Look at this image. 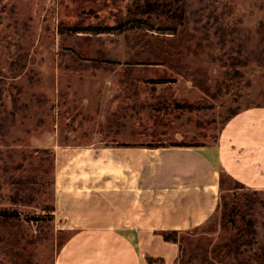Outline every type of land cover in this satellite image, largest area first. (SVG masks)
<instances>
[{
	"label": "rangeland",
	"instance_id": "374dc122",
	"mask_svg": "<svg viewBox=\"0 0 264 264\" xmlns=\"http://www.w3.org/2000/svg\"><path fill=\"white\" fill-rule=\"evenodd\" d=\"M146 3L157 12L140 16ZM164 10L182 19L176 34L86 32L140 17L175 25ZM261 26L264 0H0V216L13 215L0 217V264H54L71 235L56 223L43 142L56 123L60 138L80 122L119 144L214 145L234 112L264 107ZM28 176L33 202L14 203L12 183ZM191 235L223 246L224 263L264 264V189L222 174L218 211Z\"/></svg>",
	"mask_w": 264,
	"mask_h": 264
},
{
	"label": "crops",
	"instance_id": "0c3cea01",
	"mask_svg": "<svg viewBox=\"0 0 264 264\" xmlns=\"http://www.w3.org/2000/svg\"><path fill=\"white\" fill-rule=\"evenodd\" d=\"M75 124L60 138L56 123L43 140L56 157V223L71 233L54 264H228L218 242L206 245L205 260L181 262L180 246L162 233L206 226L224 173L264 189V107L241 110L205 146L119 144Z\"/></svg>",
	"mask_w": 264,
	"mask_h": 264
},
{
	"label": "trees",
	"instance_id": "16d2710c",
	"mask_svg": "<svg viewBox=\"0 0 264 264\" xmlns=\"http://www.w3.org/2000/svg\"><path fill=\"white\" fill-rule=\"evenodd\" d=\"M158 2V1H157ZM166 6V5H164ZM163 6V8H165ZM137 12L139 13V15L144 16L147 15L149 13H154L157 12L156 10H153V7L149 5V3H146L145 5H142L141 7H139L137 9ZM162 14H165L168 21L172 23L176 22L175 25H169V26H158L156 27L154 24L150 23L147 19H142L140 18H134L131 19V21L129 20V26L128 25H124V26H118V27H108V28H93V29H88V31L86 32H93L95 34H102V33H114V32H118L121 33L125 30H127V28L132 29V28H139V29H146L149 31H157L163 35H167V34H176V32L178 31V26H180V24H182V19L177 17L176 15L173 16H169V12L164 10L163 12H161ZM151 16V15H150ZM128 26V27H127ZM157 29V30H156ZM81 32V31H80ZM258 36L260 39V43L264 46V26L259 27L258 29ZM151 83H163V80H150ZM157 100L160 101V103L163 104V106L166 104V98L164 97H157ZM183 105V107L185 109H187L189 112H193V111H200L201 109V103H196V104H191L187 101H183V103H181ZM167 105V104H166ZM166 109V107H165ZM240 111L234 112L227 120V122H229L234 116H236ZM226 122V123H227ZM144 146V145H143ZM149 147H165L164 145H147ZM169 146H194V145H185V144H171ZM35 184H36V180H34V177H27L26 179L24 178H19L16 181H14L12 183L13 186V195H11V200L14 203H21L23 205H27L30 204L31 202H33L34 198H35ZM243 185V184H242ZM245 186V185H243ZM247 187V186H246ZM248 188V187H247ZM258 191V190H257ZM4 218L2 217L4 220H10L11 217H13V215H3ZM251 224H253L251 222ZM164 239L166 241L169 242H173L175 244H178L180 246V250L182 251V257H180L181 262H183V260L185 259L184 257H188L189 258H195L200 257L203 258L204 255H206L207 252V247L205 244V240L201 239L200 237H195L194 240L191 239L190 240V236H181L179 232L177 231H172V232H164L162 233ZM190 242V243H189ZM188 244L190 245V247H188ZM231 244L227 243L226 245ZM242 246H244L243 243H241ZM245 247V246H244ZM246 248H244L245 250ZM183 251L185 252V254L183 255ZM240 253L239 251V245H235V251L232 255L231 252V258L233 256L238 257V254ZM235 254V255H234ZM207 257L203 258L202 260H205ZM238 263V261H237ZM181 264V263H180Z\"/></svg>",
	"mask_w": 264,
	"mask_h": 264
}]
</instances>
